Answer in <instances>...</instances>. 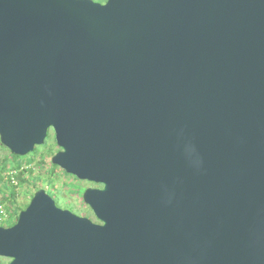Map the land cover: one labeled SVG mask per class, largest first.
<instances>
[{"label": "water", "instance_id": "95a60500", "mask_svg": "<svg viewBox=\"0 0 264 264\" xmlns=\"http://www.w3.org/2000/svg\"><path fill=\"white\" fill-rule=\"evenodd\" d=\"M51 131L97 221L40 189L4 264H264V0H0V141Z\"/></svg>", "mask_w": 264, "mask_h": 264}, {"label": "rangeland", "instance_id": "374dc122", "mask_svg": "<svg viewBox=\"0 0 264 264\" xmlns=\"http://www.w3.org/2000/svg\"><path fill=\"white\" fill-rule=\"evenodd\" d=\"M94 1L105 3L100 0ZM50 139L51 140H48L46 145L44 144L43 146H40L37 152H33L27 156V158H31L33 160V163L31 165L24 164V168H33L34 174L30 177L26 173L23 178L26 180V183H23L17 189V195L15 197L16 211H18L17 209L19 206L28 205L38 190L45 189L48 193L51 191L54 192H51V195L54 197L60 208L68 209L79 216H85L93 221H97L94 214L84 203L82 198L85 189L100 188V186L86 181L81 182L75 176L64 173V171L57 166L54 173L50 174L52 166L40 164L43 160L46 162L48 159H52V157L60 151L57 146L54 133H51ZM5 156L6 153L0 150V160H3ZM9 167L11 169L13 168L12 162L9 163ZM68 204H71L72 207L66 208ZM7 205L8 203H5L4 205L0 202V206L6 214L10 213L9 210H7L8 212L5 210ZM18 212L20 214L21 211ZM6 261V259H0V263L2 264L6 263Z\"/></svg>", "mask_w": 264, "mask_h": 264}, {"label": "trees", "instance_id": "16d2710c", "mask_svg": "<svg viewBox=\"0 0 264 264\" xmlns=\"http://www.w3.org/2000/svg\"><path fill=\"white\" fill-rule=\"evenodd\" d=\"M100 1L106 2L107 0H100ZM51 133H53V131L50 132L45 145L47 144L48 140H51L50 139ZM39 148L40 147H37L34 152H37ZM0 150L6 153V156L4 157V159L0 160V202L4 205L5 203H8L7 207H5V210L6 211L9 210L10 212V213H7L6 218L0 214V226L12 227L13 225L16 224L18 220V217H19L18 211H22L29 205L28 204V205L19 206L17 209L18 211H16L15 197L17 195L18 187L21 186L23 183H26V180L23 179L25 174L27 173V175H29L30 177L34 174L33 168H24V164L31 165L33 163V160L31 158H27V156L20 157V156L13 154L10 150H8L5 146L2 145L1 141H0ZM10 162L13 163L12 169L9 167ZM40 164L41 165H51L52 170L50 174L54 173L55 168H57L56 166L52 164L51 158L48 159L46 162L45 160H43L42 162H40ZM51 192L54 193L53 191ZM71 207H72L71 204H68V206H66V208H71ZM0 259H3V258H0Z\"/></svg>", "mask_w": 264, "mask_h": 264}, {"label": "built area", "instance_id": "2783aa9c", "mask_svg": "<svg viewBox=\"0 0 264 264\" xmlns=\"http://www.w3.org/2000/svg\"><path fill=\"white\" fill-rule=\"evenodd\" d=\"M0 214L3 216V217H7V214L4 210H2L1 206H0Z\"/></svg>", "mask_w": 264, "mask_h": 264}, {"label": "flooded vegetation", "instance_id": "af4514ba", "mask_svg": "<svg viewBox=\"0 0 264 264\" xmlns=\"http://www.w3.org/2000/svg\"><path fill=\"white\" fill-rule=\"evenodd\" d=\"M7 261H6V263H8L9 262V260L8 259H6Z\"/></svg>", "mask_w": 264, "mask_h": 264}]
</instances>
